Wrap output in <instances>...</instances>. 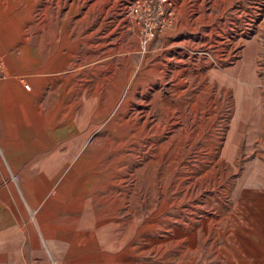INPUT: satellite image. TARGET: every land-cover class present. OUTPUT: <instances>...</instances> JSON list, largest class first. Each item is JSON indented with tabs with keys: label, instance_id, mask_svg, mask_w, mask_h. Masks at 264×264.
<instances>
[{
	"label": "rangeland",
	"instance_id": "rangeland-1",
	"mask_svg": "<svg viewBox=\"0 0 264 264\" xmlns=\"http://www.w3.org/2000/svg\"><path fill=\"white\" fill-rule=\"evenodd\" d=\"M8 1L70 55L58 78L80 149L42 185L45 237L90 250L74 264L264 253L247 222L264 208V0H153L152 36L130 0ZM65 220L88 230H50Z\"/></svg>",
	"mask_w": 264,
	"mask_h": 264
},
{
	"label": "crops",
	"instance_id": "crops-1",
	"mask_svg": "<svg viewBox=\"0 0 264 264\" xmlns=\"http://www.w3.org/2000/svg\"><path fill=\"white\" fill-rule=\"evenodd\" d=\"M33 23L36 18L0 0V264H74L90 258V250L70 251V240L63 235L45 237L38 220L42 185L54 182L55 170L80 149L70 139L67 81L58 78L70 55L60 58L34 37ZM259 194L264 202V192ZM254 211L247 222L259 239L249 245L263 248L264 208ZM66 221L50 230H88ZM254 258L250 264H264V253Z\"/></svg>",
	"mask_w": 264,
	"mask_h": 264
},
{
	"label": "built area",
	"instance_id": "built-area-1",
	"mask_svg": "<svg viewBox=\"0 0 264 264\" xmlns=\"http://www.w3.org/2000/svg\"><path fill=\"white\" fill-rule=\"evenodd\" d=\"M153 0H130L127 3V12L131 13L136 17L138 21L143 23L144 31L146 36H152L155 33V18L153 17L151 10H153L150 5ZM4 74V63L0 57V76ZM23 85L26 88L30 87L29 82L24 81Z\"/></svg>",
	"mask_w": 264,
	"mask_h": 264
}]
</instances>
